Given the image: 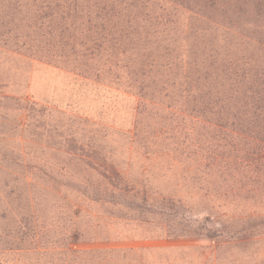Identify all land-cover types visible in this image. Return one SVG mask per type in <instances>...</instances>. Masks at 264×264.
<instances>
[{
	"label": "rangeland",
	"instance_id": "374dc122",
	"mask_svg": "<svg viewBox=\"0 0 264 264\" xmlns=\"http://www.w3.org/2000/svg\"><path fill=\"white\" fill-rule=\"evenodd\" d=\"M121 1L132 0H0V264H264V163L242 178L241 199L225 200L173 154L146 158L131 139L141 94L196 129L205 68L215 62L205 79L219 82L221 61L264 62V0H136L127 30H86ZM84 152L181 200L179 212L132 220L128 200L103 201ZM179 225L220 235H166Z\"/></svg>",
	"mask_w": 264,
	"mask_h": 264
},
{
	"label": "trees",
	"instance_id": "16d2710c",
	"mask_svg": "<svg viewBox=\"0 0 264 264\" xmlns=\"http://www.w3.org/2000/svg\"><path fill=\"white\" fill-rule=\"evenodd\" d=\"M136 5V0H132L127 3L121 1L118 9L115 6L111 9L105 7L102 11L104 15L98 17L96 24L89 19L86 30H99L102 36L117 28L127 30L131 17L135 19L138 16L133 8ZM115 50L118 53V49ZM220 63V67L214 69L215 73L218 72L219 82L205 79L215 62L205 68L200 81H196V94L189 114L196 121V129L194 125L187 126V114L184 112L166 110L168 118L153 113L154 105L144 103L150 102V98H146L145 93L141 94L137 105L139 120L133 125L131 136L132 147L136 146L144 157L154 156L161 162L173 154V158L179 159L187 170L194 169L195 180L199 181L197 176H200V181L207 183L199 184L207 195L215 194L225 200L239 197L238 200L245 190L242 178L249 175L255 180L260 165L264 163V62L251 67L234 60ZM135 82L138 93H142L144 83ZM142 117L146 120L143 121ZM185 129L192 130V133H185ZM83 157L87 167L105 181L103 201L113 204L112 198H121L124 202L128 200V205H123L133 213L132 220L143 223L148 222L152 215L176 216L179 212L181 200L146 191L142 183L128 179V170L116 168L95 153L84 152ZM259 190V185L253 181L249 186L250 194L255 196ZM96 194H99L97 190ZM107 196L111 200L107 201ZM179 229L181 234H172L169 229L165 232L168 236H183L185 232L208 238L220 235L219 230H208L205 226L192 229L179 225ZM227 237L228 241L236 240L232 234Z\"/></svg>",
	"mask_w": 264,
	"mask_h": 264
}]
</instances>
